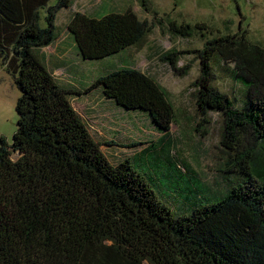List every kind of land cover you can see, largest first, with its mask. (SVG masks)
<instances>
[{
  "label": "trees",
  "instance_id": "trees-1",
  "mask_svg": "<svg viewBox=\"0 0 264 264\" xmlns=\"http://www.w3.org/2000/svg\"><path fill=\"white\" fill-rule=\"evenodd\" d=\"M49 1L0 0V61L9 62L20 93L11 142L0 136V264H264V47L244 34H222L195 50L203 59L198 107L224 121L227 188L186 173L169 144L158 150L156 141L140 152L151 160L159 152L147 175L132 164L135 156L115 163L104 154L69 96L99 89L113 107L147 114L168 135L175 111L166 89L126 62L83 90L59 85L33 49L56 38L55 12L73 0L47 7ZM146 26L127 8L99 17L76 13L68 31L88 61L139 44ZM170 26L183 36L193 28ZM214 57L233 63L240 104L211 86ZM160 179L173 208L155 191Z\"/></svg>",
  "mask_w": 264,
  "mask_h": 264
},
{
  "label": "rangeland",
  "instance_id": "rangeland-1",
  "mask_svg": "<svg viewBox=\"0 0 264 264\" xmlns=\"http://www.w3.org/2000/svg\"><path fill=\"white\" fill-rule=\"evenodd\" d=\"M56 1L50 0L47 7L55 5ZM47 7L38 12L37 21L41 27L46 26ZM127 8L147 25L149 31L143 40L101 60H80L68 31L75 14L99 17L108 11L122 12ZM54 18L56 38L33 50L59 85L83 90L98 76L126 62L128 67L152 76L162 85L173 105L175 122L171 124L168 135H162L147 114L136 115L132 110L113 107L99 89L83 95H70L71 105L109 159L116 163L135 156L131 159L134 167L148 175L155 166L152 161H160L159 152L151 151L155 153L153 160L140 152L147 150L155 141L160 142L158 150L168 143L170 154L178 159L186 173L195 170L211 187L215 188L217 182L218 188H227L229 182L224 180L227 174L223 173L226 154L221 145L224 121L221 113L209 110L202 114L198 107L200 87L197 81L203 59L195 50H202L207 41L222 34H244L250 41L264 47V0H146V7L141 0H73L68 7L57 9ZM171 21L191 24V35L183 36L171 31ZM196 23L203 24L213 33L195 28ZM173 50L179 54L168 55ZM7 63V60L5 64L0 61V136L10 143L17 119L15 104L20 93ZM210 64L211 86L235 97L236 104H240L242 89L231 76L233 63L214 57ZM139 142L142 143L130 146ZM16 156V153L12 154L13 158ZM159 173L157 171L156 175ZM193 181L196 185L197 180ZM164 182L161 179L154 181L156 186H153L158 197L173 208L165 200L170 192ZM186 184L184 182V186Z\"/></svg>",
  "mask_w": 264,
  "mask_h": 264
}]
</instances>
